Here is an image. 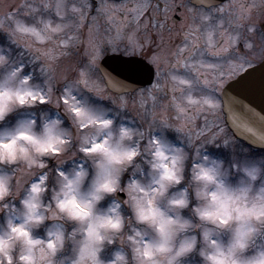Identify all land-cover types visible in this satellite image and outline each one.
Segmentation results:
<instances>
[{
  "label": "clouds",
  "instance_id": "1",
  "mask_svg": "<svg viewBox=\"0 0 264 264\" xmlns=\"http://www.w3.org/2000/svg\"><path fill=\"white\" fill-rule=\"evenodd\" d=\"M13 42L22 43L25 50L30 46ZM9 51L0 46V123L10 114L36 105L21 83L23 77L12 75L17 65ZM104 118L110 123L93 129L102 142L82 158L90 164L91 177L89 167L77 162L64 176L54 177L49 202L44 199L48 183L17 186L15 171L23 165L28 176L36 177L42 171L37 175L33 169H41V163L47 169L45 157L53 158L57 165L74 157L61 158L67 152L68 128L59 118L46 114L41 115L39 130L29 123L35 121L31 116L0 127V260L4 264L7 255L18 257L22 248L34 250L35 264H190L187 258L193 254L200 258L199 264H264V181L255 183L264 171L259 164L234 163L232 168L241 175L232 183L222 160L200 157L197 149L193 157L200 158L186 177L189 154L182 147L156 136L160 143L146 151L141 147L143 130L129 123L116 125L114 118L106 115ZM54 147L60 155L53 154ZM138 156L148 165V179L134 178L135 184L122 186L121 176L130 166H135L134 171L142 168ZM182 183L183 187H177ZM118 191L127 196L129 216L122 213L117 200L106 208L99 207L102 200ZM17 198L18 205L14 203ZM184 209L189 210L188 215ZM45 221L52 222L49 228L63 226L60 234L52 237L54 251L29 242V235ZM66 223L73 225L70 231ZM126 224L130 226L128 234L124 233ZM124 240L127 248L118 243ZM69 243L70 257L57 258ZM114 243L117 247L111 259H102V249ZM13 264L21 262L16 259Z\"/></svg>",
  "mask_w": 264,
  "mask_h": 264
},
{
  "label": "snow or ice",
  "instance_id": "2",
  "mask_svg": "<svg viewBox=\"0 0 264 264\" xmlns=\"http://www.w3.org/2000/svg\"><path fill=\"white\" fill-rule=\"evenodd\" d=\"M212 2L213 0H207L209 8H211ZM18 7H24L29 12L37 10V6L31 3H24L20 6L6 5L7 10L0 14V27L5 22L15 26L9 28L10 39L17 33H24L43 42L51 38L47 33H60L67 29L65 38L58 41L59 45L65 46L62 50L37 48L30 53L33 61L41 59L44 61L40 64V73L44 77L43 87L34 84L30 74H23V64H18L12 75L19 73L23 77L21 83L29 89L28 95L34 104L54 103L57 107L64 109L72 125H75L73 129H68L65 143L66 151L73 152V154L77 151L83 155L90 153L93 146L102 142L93 131L94 127L98 124L110 123L104 118L103 111L82 101L79 94L83 90H87L96 97H104L105 87L116 88L119 85L121 90L128 87L126 82L121 83L111 74H108L105 80V87H102L99 80L94 78L97 61L104 51L109 48L112 51L119 50L121 43L125 40L127 41L126 51H143L146 47L154 48L148 57L150 64L147 66H155L157 82L147 90L148 95L152 96L154 90L164 89L165 84L161 82L162 80L170 83L173 92L177 90L181 92L180 99H177L175 95L171 97L170 106L178 114H183V122L177 125L169 124L166 119L167 107H162L160 114L161 124L174 127L177 132L185 130L189 134L191 132L192 117L188 112L189 107L198 114L215 112L222 102H226L229 106L246 107L241 97H246L245 93L251 87V81L239 82L236 88H230L231 92L225 89L224 85L227 79H231L241 72L245 74L244 70L252 68L254 62H259L261 68H264V0H252L246 6L239 5V10L231 14L227 21L222 17L215 19L210 11L197 12L195 9H188V12L191 13V20L179 30L183 36L180 42L174 45L170 44L171 35L166 41L164 34L167 16L160 17L158 15L161 11L160 6L156 5L153 10L151 0H128L125 4L112 5L111 7L104 5L100 11L108 21H114L117 12H120L123 22L115 25L110 23L103 35L100 34L98 26L89 24L86 36L81 30L85 27L83 23L86 19L84 9L91 7L89 0H82L79 7L75 3L69 5L67 0H55L54 5L50 0L47 3H42L40 7L44 9L54 7L56 15L61 18V22L55 26L50 21L44 22L43 30L26 24L20 19L17 11L14 10ZM164 8L166 12L167 5ZM217 11L223 13L224 8L217 9ZM226 22L228 28H224ZM126 29L130 30L126 31ZM218 30L219 40L217 39ZM172 31V28L169 27L168 32ZM201 41L204 44L203 48L200 46ZM81 43L85 45L86 60H81L76 55V49ZM73 44L76 45V48L69 47ZM241 46L243 50H241ZM206 51L210 52L211 58H206ZM201 69L204 71L202 72ZM135 71L138 72L139 68ZM262 78H264V73H262ZM58 88L59 91H57ZM193 92H196L197 95H193ZM217 93L221 94L219 98ZM152 98L156 99L155 96ZM21 103H24L23 93L21 94ZM125 104L126 101L121 98V105ZM149 115L155 118L157 113L155 111L147 112L141 116V119L147 120ZM29 123L34 125L35 121ZM151 123L152 121H149V125ZM259 124L264 127V117L260 118ZM249 130L251 131V129ZM206 132H212V135L215 136L222 134L223 129L216 127L215 131H212L209 128L208 120L205 119L203 127L198 129V134L204 135ZM260 139L264 142V136H261ZM158 143L160 141L157 137L149 132L147 144L144 146L145 150L147 151L151 145ZM139 147L140 145L137 144V148ZM177 151L181 150L177 149ZM52 152L55 155L61 154L55 147ZM40 167L41 169L45 168L43 163ZM24 175L27 173L24 172ZM49 176L47 171H42L39 176H36L37 179L33 180V177L30 176V179L25 181L22 175L16 179V184L20 186L25 183L33 185L48 183ZM61 176H64V171L57 167L54 177ZM135 183L136 181L131 179L129 186ZM62 228L63 226L60 224H53L48 229L46 238L35 240L33 237L36 235L30 234L29 242L46 245L54 251L55 243L52 237L59 235ZM129 239H133V237L129 236ZM44 254L42 248L41 256ZM16 259L21 264H30V262L35 264L34 250L29 252L22 248L18 257L7 255V264H13ZM0 264H4V261L0 260Z\"/></svg>",
  "mask_w": 264,
  "mask_h": 264
},
{
  "label": "rangeland",
  "instance_id": "3",
  "mask_svg": "<svg viewBox=\"0 0 264 264\" xmlns=\"http://www.w3.org/2000/svg\"><path fill=\"white\" fill-rule=\"evenodd\" d=\"M164 2V0H161ZM49 0H0V14H2L4 11H6V5L12 4L16 6H20L24 3H31L35 4L37 6V10L35 12H29L28 9L24 7H18L14 9L17 11V14L20 19H22L26 24L34 25L38 29H44V22L50 21L53 26H55L57 23L61 22V18L56 15L55 9H44L43 7H40L42 3H47ZM50 2L54 5L55 0H50ZM128 0H123V2H120L118 4L114 5H121L127 3ZM252 0H239V5H247L248 3H251ZM67 3L69 5L75 3L78 7L82 3V0H67ZM183 4V3H182ZM234 3H231L230 5L233 6ZM104 5H108L109 7L112 6V4H106L103 1L99 3V7L97 8V12L94 16H91L90 10L92 9V6L90 8L84 9V12L86 13V19L84 20L85 27L81 30L82 33L86 36L87 35V25L92 24L93 26H98L100 30V34L103 35L105 29L109 26V24L115 25L116 23H121L122 16L120 12H117L114 21H108L105 18V15L100 11L101 7ZM231 11H233V8H230ZM239 8H236V11H238ZM219 16H222V13L219 12ZM99 19V20H98ZM13 27V25H9L7 22L0 27V46H4L6 50L9 51L10 57L13 59L16 65L23 64V74H30L32 77V82L34 84L40 85L43 87V80L44 77L40 73V64L43 63V59L40 61H33V57L30 55V53L34 52L37 48L39 49H48L53 48L56 51L62 50L65 46L59 45L58 41L65 38V34L67 33V29H65L64 32L60 33H47L51 38L48 40H45L43 42L36 40L32 36H15L10 39V32L9 28ZM130 30V29H126ZM70 35V33H68ZM183 33L181 31H178L176 43H179L182 39ZM217 39H220L219 36V30L217 33ZM13 40H17L20 42H27L30 47L25 50L22 46V43H14ZM124 42H127L126 40ZM201 48L204 47L203 41H201ZM69 47L76 48V45H70ZM123 49H125L122 46V43L120 45L119 50L112 51L110 48L104 51V53L100 56V59L109 53H120L124 54ZM130 51H127V53ZM134 52V51H132ZM126 54V52H125ZM76 55L81 60H86V52H85V45L83 43L79 44L78 48L76 49ZM206 58H211L210 52H205ZM154 66V65H153ZM155 68V66H154ZM156 70V69H155ZM203 72L204 69H201ZM227 71V69H225ZM94 78L98 79L101 86H104V83L98 73V68L94 70ZM229 79H227L228 81ZM157 82V80H156ZM155 82V83H156ZM162 83L165 84L164 89L159 91H153L152 96L148 95L149 89H145L142 91H136L131 94H123V95H114L111 94L105 87V95L104 97H96L94 94L88 92L87 90H83L79 94V98L87 102L89 105L98 108L99 110L103 111V114L106 115L109 118H114V122L116 125L120 123H126L130 124L137 130H143L144 131V137L145 140L141 141V147L143 148L148 141L149 132H151L152 135L157 136L164 142L172 145V146H179L182 147L185 151L188 152L189 156L186 161V167H185V176L187 177L189 175V169L191 168L192 164L194 162H197L200 157H203L205 155L216 158L218 160H222L224 166L228 170V180L232 183H236L238 181V178L240 177L241 173L238 169H233L232 165L234 163L236 164H259L262 169H264V153H254L251 152L250 148L242 144L240 141L236 140L231 132L228 130L225 122H224V115L221 111V106L215 110V112L212 113H203L198 114L193 110L192 108H188V112L191 114L192 117V124H191V132L185 130L184 132H177L174 127H167L163 126L160 121V114H161V108L167 107V114L166 119L168 120V123L171 125H177L183 122L184 116L183 114H178L174 108H172L171 105V97L175 95L177 99L181 98V92L179 90L173 92L172 87L170 83L167 81L162 80ZM59 91V88L57 89ZM193 95H197L196 92H193ZM153 96L156 97L155 100H153ZM217 96L219 98L220 93H217ZM121 98H123L124 101H126V104L124 107H121ZM38 106H41V109H39V112L36 110ZM45 108V109H44ZM155 111L157 113L156 117L153 118L152 116H148L147 120L141 119V116H143L147 112ZM32 114H37V120H35V127L37 130H39L40 123H41V115L46 114L49 117H56L59 118L62 121V126L68 129H73V125L71 123L70 118L67 116V114L62 110V108L57 107L54 104H37L34 106H29L28 108L18 110L12 114H10L4 122L0 123V127H3L5 125H12L15 123L18 119L25 118V117H33ZM205 119L208 120L209 128L212 129V131H215L216 127H219L223 129L222 134H217L215 136L212 135V132H206L204 135L198 134V129L202 128ZM149 121H152L151 125H149ZM191 141V142H190ZM225 141H227L225 143ZM75 133H74V144H75ZM199 145V147H197ZM200 153V157H196L194 159L193 153L194 150H197ZM211 149H219L216 152H211ZM73 156V152H66L64 154V157H72L70 160H68L63 165H57L56 161L53 158L45 157V159L48 161L47 169H33V172L37 175L41 171L49 170L50 176L48 180V184L50 186L49 192L45 194L44 199L45 202H49L50 195H51V188L55 187V180H54V174L57 167H59L63 171H68L72 166H74L77 162L84 164V166L89 167V178L92 174V169L90 167L89 163H85L82 160L83 154L79 151L75 152ZM138 162L141 163L142 168L140 170L134 171V165L130 166L128 170H126L122 176H121V185L123 186L125 183L129 182L131 179L134 178H141V179H148V165L143 161L141 156H138L136 158ZM141 172L144 173L143 177L141 176ZM16 177H21L23 175V178L25 181L30 179V176L24 175V166L19 165L16 168L15 171ZM38 177H33V180L37 179ZM262 181H264V171H262L260 177L255 181L257 185H259ZM87 185V181H85V186ZM183 183L177 187H183ZM122 192L123 191H118ZM113 200H116L115 195H109L104 200H102L99 204V207L106 208ZM15 204H19V200L14 202ZM121 203V211L125 214V216L131 215L130 209L127 207V196L124 193V200ZM195 203V201H193ZM185 215L189 214L188 209L183 210ZM3 219V215L0 214V220ZM52 224L51 221H45L39 228L34 230V234L40 238H44L47 234V230L49 229L50 225ZM73 225L71 223H66L65 228L66 230L70 231L72 229ZM130 226L126 224L124 233H129ZM226 238V237H225ZM121 244L124 248H127V241H121L118 242ZM71 244H66L65 248L57 254V258H64L67 260L71 255ZM117 247V244L112 245H106L104 249H102L100 255L101 258L104 260H110L112 257L113 250ZM254 249H250L249 251H252ZM188 261H190V264H199L200 258L193 254L189 258H187Z\"/></svg>",
  "mask_w": 264,
  "mask_h": 264
},
{
  "label": "water",
  "instance_id": "4",
  "mask_svg": "<svg viewBox=\"0 0 264 264\" xmlns=\"http://www.w3.org/2000/svg\"><path fill=\"white\" fill-rule=\"evenodd\" d=\"M192 1L196 4L207 6V0ZM217 1L219 0H213L211 4H215ZM147 65L149 64L146 61L138 57L111 54L101 59L98 69L104 83L108 74H111L121 83L126 82L128 87L125 90H121L119 85L116 88L107 87L115 94H123L133 92L152 83L153 68L151 69ZM138 68L139 71L136 72L135 69ZM245 71V74L241 73L235 79L228 82L225 85V89L231 92L230 88H236L239 82L250 80L251 87L245 93L246 97H241L246 107L229 106L226 102H222L225 122L237 139L253 148L264 150V142L260 139L261 136H264V127H261L259 124L260 118L264 117V78H262L264 68H261V65L257 64ZM117 198L122 201L124 195L118 193Z\"/></svg>",
  "mask_w": 264,
  "mask_h": 264
},
{
  "label": "flooded vegetation",
  "instance_id": "5",
  "mask_svg": "<svg viewBox=\"0 0 264 264\" xmlns=\"http://www.w3.org/2000/svg\"><path fill=\"white\" fill-rule=\"evenodd\" d=\"M103 1L106 4H118L120 2H123V0H89L91 3L92 9L90 10L91 16H94L97 12V8L99 7V3ZM183 3V4H182ZM234 3L233 6L230 4ZM151 4L153 5V10L156 5H159L161 8V11L158 13L160 17H163L164 15L167 16V22L165 27V38L166 41L168 40L169 35H171V41L170 44L174 45L176 43V37L178 35V31L186 26L190 20H191V13L188 12V9H195L197 12L199 11H205V12H211L212 16L215 19L223 18L225 21L229 19V16L236 11V8H239V0H219L215 4H211V8L208 6H205L203 4H196L192 0H164L162 2L161 0H151ZM167 5V10L165 12L164 6ZM224 8V12L222 13V16H219V12L217 9ZM230 8H233V11L230 10ZM151 15V11H150ZM99 20V19H98ZM172 28V32H168V28ZM224 28H228L227 22L224 24ZM127 42H122V46L125 48ZM154 50V48L146 47L143 51L136 50L134 52L130 51L127 53L125 49H123V52H126V56H134L144 59L150 64V61L148 57L150 56L151 52ZM241 50L242 46H241ZM255 63V62H254ZM253 63V64H254ZM154 68V67H153ZM238 75V74H237ZM157 80L156 77V70L154 68V78L151 85L144 87L141 90H145L147 88H150ZM41 109V106L37 107V111ZM45 109V108H44Z\"/></svg>",
  "mask_w": 264,
  "mask_h": 264
}]
</instances>
